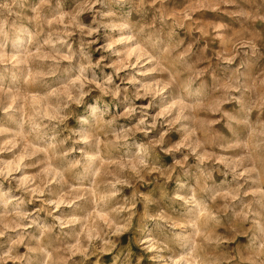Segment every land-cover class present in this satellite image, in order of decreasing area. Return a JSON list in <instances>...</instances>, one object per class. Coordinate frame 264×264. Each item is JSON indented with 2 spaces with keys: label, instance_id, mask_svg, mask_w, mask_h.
Masks as SVG:
<instances>
[{
  "label": "clouds",
  "instance_id": "1",
  "mask_svg": "<svg viewBox=\"0 0 264 264\" xmlns=\"http://www.w3.org/2000/svg\"><path fill=\"white\" fill-rule=\"evenodd\" d=\"M0 264H264V0H0Z\"/></svg>",
  "mask_w": 264,
  "mask_h": 264
}]
</instances>
